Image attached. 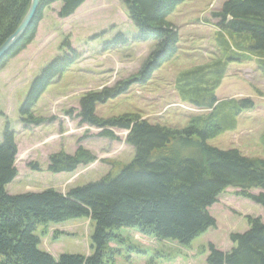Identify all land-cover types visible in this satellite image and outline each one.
I'll return each mask as SVG.
<instances>
[{
  "label": "trees",
  "instance_id": "16d2710c",
  "mask_svg": "<svg viewBox=\"0 0 264 264\" xmlns=\"http://www.w3.org/2000/svg\"><path fill=\"white\" fill-rule=\"evenodd\" d=\"M32 0H0V47L18 29ZM62 1L59 17H71L87 0H41L39 9L23 37L0 62V69L35 40L44 10ZM128 16L138 28V42L157 41L155 50L139 74L113 88L85 95L77 112L81 126L99 129L100 137L116 141L113 130L126 131V143L134 148L130 164L114 163L112 171L96 183L64 194L54 189L41 193L12 196L6 188L18 176L15 166L18 147L15 133L7 125L0 142V264H116L126 252V262L146 251L132 245L120 234L123 228L135 229L140 235L159 243L176 242L185 249L217 221L208 209L229 188L239 197L264 208V160L243 156L238 150H220L207 143L234 130L241 114L255 108L252 98L218 99L216 92L227 75L230 63L255 59L264 68V0H228L220 12L218 40L222 57L211 63L181 73L175 90L180 101L197 110L185 129L152 124L140 116L125 115L104 120L96 107L129 91L135 83L146 84L153 73L178 51V29L167 22L168 16L186 0H121ZM129 43L123 34L107 44V50ZM70 54L57 58L36 78L21 108L25 128L47 122L33 115L48 87L76 63L80 55L71 42L64 43ZM74 111H68L72 117ZM264 149V133L261 137ZM97 162L89 150L79 147L74 155L64 151L49 157L48 171L53 174L75 173ZM41 171L38 163H31ZM117 175H113L116 169ZM252 190H261L258 195ZM85 218L94 227L90 255L61 254L58 258L40 249L39 228ZM249 231L233 233L230 252L218 250L212 243L203 247L209 252L207 264H264V222L248 216ZM115 245L116 247H113ZM169 259L155 250L147 264Z\"/></svg>",
  "mask_w": 264,
  "mask_h": 264
},
{
  "label": "rangeland",
  "instance_id": "374dc122",
  "mask_svg": "<svg viewBox=\"0 0 264 264\" xmlns=\"http://www.w3.org/2000/svg\"><path fill=\"white\" fill-rule=\"evenodd\" d=\"M227 1L186 0L178 5L167 18L179 33L176 55L156 70L148 83H135L128 92L97 105L96 115L104 120L125 115L140 116L152 124L185 129L189 117L203 111L180 101L175 90L176 81L181 73L222 57L218 40L219 20L214 14L220 12ZM82 6L65 19L58 15L62 1L45 9L33 43L0 69V142L9 125L18 147L15 162L18 176L6 188L9 195L41 193L49 189L66 194L100 181L113 167L116 168L114 163L130 164L135 158L134 148L126 143V131L113 130L118 137L116 141L102 138L99 129L81 126L76 115L85 95L113 88L137 76L155 50L157 41L136 40L138 28L130 20L121 0H87ZM119 34H123L129 43L107 50L106 45ZM66 40L71 42L80 58L48 87L32 111L37 118L53 121L25 128L20 111L31 85L57 58L70 52L63 46ZM216 95L220 100L252 98L255 108L240 115L236 129L209 140L207 144L220 150H238L243 156L264 160L261 142L264 133V68L255 59L230 63ZM71 110L73 115L68 117L67 112ZM79 147L96 154L97 162L75 173L53 174L48 171L52 154L64 151L74 155ZM31 163H38L41 171L32 170ZM118 173L117 168L113 175ZM71 177L75 179L72 181ZM238 191L229 188L220 195L218 203L208 209L217 221V227L196 238L189 249L176 242L159 243L140 235L135 229L123 228L120 234L147 253L145 256L134 255L128 263L124 252L116 264H147L155 250L169 258L158 264H207L209 252L201 251L210 241L221 250H227L233 246L229 240L231 234L249 231L248 216L264 222V208L239 197ZM261 192L251 191L255 195ZM44 229L36 231V235L41 236L40 249L53 257L90 254L94 227L87 219L51 225L47 235L42 234Z\"/></svg>",
  "mask_w": 264,
  "mask_h": 264
},
{
  "label": "water",
  "instance_id": "95a60500",
  "mask_svg": "<svg viewBox=\"0 0 264 264\" xmlns=\"http://www.w3.org/2000/svg\"><path fill=\"white\" fill-rule=\"evenodd\" d=\"M40 2L41 0L31 1L30 8L18 29L0 47V62L8 55V53L15 47L18 41H20V39L26 33L39 9Z\"/></svg>",
  "mask_w": 264,
  "mask_h": 264
},
{
  "label": "crops",
  "instance_id": "0c3cea01",
  "mask_svg": "<svg viewBox=\"0 0 264 264\" xmlns=\"http://www.w3.org/2000/svg\"><path fill=\"white\" fill-rule=\"evenodd\" d=\"M82 7H83V6H82ZM82 7H81V8H82ZM81 8H80V9H81ZM80 9H79V10H80ZM79 10H78V11H79ZM78 11H77V12H78ZM67 129H68V128H67ZM94 155H96V154H94ZM88 169H89V168H88ZM88 169H85L84 171H86V170H88ZM75 175H76V174H74L73 176H75ZM71 178H72V177H71ZM74 179H75V178L73 177V178H72V181H73ZM234 211H235V210H234ZM236 212H237V211H236ZM228 238H229V237H228ZM229 240H230V238H229ZM230 241H231V240H230ZM209 243H212V244H213L218 250H220V251H222V252H225V253L230 252V251L234 248V244H233V243H232L233 246H230L227 250H221V249L217 246V244H216L215 242H211V241H210ZM231 247H232V248H231Z\"/></svg>",
  "mask_w": 264,
  "mask_h": 264
}]
</instances>
